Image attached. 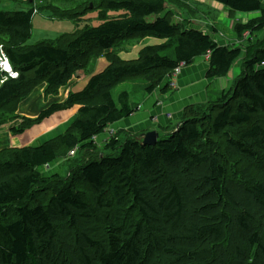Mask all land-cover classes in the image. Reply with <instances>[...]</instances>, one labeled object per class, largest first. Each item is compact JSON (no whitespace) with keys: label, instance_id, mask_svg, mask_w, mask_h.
Here are the masks:
<instances>
[{"label":"trees","instance_id":"obj_1","mask_svg":"<svg viewBox=\"0 0 264 264\" xmlns=\"http://www.w3.org/2000/svg\"><path fill=\"white\" fill-rule=\"evenodd\" d=\"M215 1L231 13L261 12L236 23L240 38L264 31L261 0ZM54 6L52 18L79 16ZM95 7L112 12L99 25L33 44L35 7L0 10V51L18 74L0 75V126L20 119L18 105L37 86L65 83L122 37L165 39L144 46L135 60L112 59L83 90L12 125L20 134L79 107L61 135L0 149V264H264V37L249 40L246 50L222 45L163 15L167 0H107L88 9ZM206 55L208 79L227 76L244 57L232 89L206 102V120L188 109L176 131L156 144L113 130L98 150L95 138L107 137L109 127L138 108L127 90L115 96L118 84L148 79V92L157 86L168 92L175 69ZM241 160L246 167L239 168ZM55 161L64 172L46 176L42 170Z\"/></svg>","mask_w":264,"mask_h":264},{"label":"rangeland","instance_id":"obj_2","mask_svg":"<svg viewBox=\"0 0 264 264\" xmlns=\"http://www.w3.org/2000/svg\"><path fill=\"white\" fill-rule=\"evenodd\" d=\"M49 1L53 2V4L50 7H48V5L50 4ZM89 1L90 0H70V1H66V0H0V10H28L30 8H33V6L35 7L36 12H35V15H34L33 21H32L33 22L32 37L28 41V44H33V43H36L38 41L45 40V39H53V38L55 39L56 37H58L60 35L71 33V32H73V30H75L77 28L83 29L86 25H88V26L99 25L105 17H107L111 14L112 11L108 12V11L104 10L103 7H100V8L95 7V8H89L88 9V7H90L92 5H98V4L101 5L103 2H105L107 0H94L93 3H95V4H92V2H89ZM42 3L44 5L43 9L40 8L41 6H43ZM46 4H47V6H46ZM54 5H56V6L60 5L61 7L65 8V9H70V13H72V16H76L78 14H79V16L75 17L74 19H72V18L71 19H53V18H50L49 13H51V11H48V9H53L55 7ZM203 5L204 4L201 2V0H167V9L163 13V15H165V14L168 15L173 22L178 23L179 25H184L186 23L191 22V23H194V25H193L194 27L199 26V28H201L202 30L206 29L208 31L211 29H207L206 25L207 24L211 25L210 20L212 18L215 19L216 23L219 25L221 23V21H219V19L223 18L224 14H222L221 16H219V15L215 16L211 12V8H208V6L205 7ZM86 9H87V11H85ZM51 15L53 16V14H51ZM232 15H234V14H232ZM150 19L154 20V17L152 16V17H150ZM222 31L225 33V37L237 38V34H236L235 30H232V28L230 26L227 27V25L226 26L222 25ZM126 37L127 36L122 37L118 41V43L115 45V47L113 48V53L117 52L119 54L118 60H131V57H132V60H135L138 58L139 52L144 46L151 45V44L157 45V44H161V43L165 42V39H160V38H156L153 36L136 37V38L135 37L126 38ZM254 37H255L254 42H257L258 40H260L264 37V31L261 33L260 32L256 33L254 35ZM152 39H157L159 41L154 42ZM0 52H1L0 56L2 57V59L0 57V71H2V73L0 72V75L2 76V75H5L4 73H8V75L11 76V74L9 72H7L6 69L3 67L4 66V59H5L3 49H1ZM120 54H122L126 58H122V56ZM202 60H200V61H202ZM110 63L111 62L109 61V58H106V60L103 59V62L96 67H94L93 64H91L88 67L87 73L89 74L91 72L90 70H94L93 72H95V74L100 73L103 70H105ZM237 69H239V68H237ZM13 72L17 73L14 69H13ZM30 75H32V74H30ZM17 76H18V74H17ZM175 76H177V75H175ZM237 76H239V75H237ZM235 77H236V75H235ZM201 80L198 81V84L200 86L202 85ZM219 82H220V80H219ZM217 83H215V88H214L213 92L209 93V96H208L209 98H213V99L217 98L222 93V92H219L218 90H222L225 86H227L224 89V91H227L228 88L232 89V87L234 85V84H232L231 87H228L227 82H220L219 84H217ZM149 84H150V80H148V79L131 78V79H128L127 83L123 82V83L118 84L114 88V94L116 96V94L119 91H122L125 88L130 87L133 90L134 100L136 102L147 101V104H145L147 107L145 109V112L149 113V116L147 114V119H149V118H151L150 115L154 114V110L157 107H164L163 101L165 100V98L163 96L164 90L162 89V86H157L152 92H148L147 87ZM186 88H189V86H181V88L179 86L177 88V90H175L176 94H174L172 97H170L169 100H165V102L170 101L171 99L174 100L173 105L169 108V110H168L169 112L165 111L163 113L165 115L164 117L159 116L160 120L158 118H156L157 119V125L151 126V127H155V128L159 129L161 138H166L168 135H171L176 131V128H177L176 123L178 121H181V120L184 121V118L187 117L185 115L187 114L188 109H195L194 113H193L194 116L200 120H203V121L206 120L201 116L203 111L208 109L207 108L208 104L206 103L207 99L205 100V98H202L200 95V93L204 90V87H202V89H200L201 91L198 90L197 88H189V90L195 89V90H193L192 96H190L187 93V90H185ZM39 89H41V85L37 86L28 97H30L35 91H37ZM180 89H183L182 92ZM168 90H170V88H168ZM153 96H155V97H153ZM188 97H190V99ZM195 97H196V99H195ZM185 98L187 99V102H190V103H188V105L185 104L187 102H183V99H185ZM209 98H208V100H209ZM193 100L194 101L197 100V102H192ZM181 103H184V104H181ZM152 104H154V105H152ZM260 117L262 119H264V114H261ZM152 118L155 119V116H153ZM178 123L180 124V122H178ZM13 124H15L14 126L18 125L17 121H14ZM32 125H30L27 128V130H29L30 128H32L34 126V125L33 126ZM38 130H41L40 127H38ZM1 133H3V132L1 131ZM116 134H118L123 139L126 136V132L124 130H122V131L118 130L116 132ZM7 137L8 138L4 137V134H2V136L0 137V149L4 148V147L16 148V146L21 147V146H24L25 144H27V143H24L23 145H21V143H19V141L14 142L12 140V138H9V136H7ZM215 139L217 141L221 140V138H219V137H217ZM103 145H104V143L99 142L97 145L98 150H100V149L102 150ZM117 152H119V151H117ZM94 154H95L94 151L93 152H85L84 154L81 153L79 155V160L92 158L94 156ZM74 157L76 159L77 156H74ZM240 162L241 163L239 164V168L246 167V161L245 160H241ZM228 167H230L229 163H228ZM61 168H59V167L56 169L52 168L48 171H47V168H44L42 170V172L45 173L46 176H49V173H51L50 175H52L55 172L59 171ZM61 171L64 172V169H61L60 172ZM254 173H256V171H254ZM40 196L46 198V195H40Z\"/></svg>","mask_w":264,"mask_h":264},{"label":"crops","instance_id":"obj_3","mask_svg":"<svg viewBox=\"0 0 264 264\" xmlns=\"http://www.w3.org/2000/svg\"><path fill=\"white\" fill-rule=\"evenodd\" d=\"M70 1V0H66ZM264 5V0H261ZM201 2L204 4L203 6L208 8H211V12L217 16H221L224 14L223 18H220L219 21L221 23L218 25L216 23L215 19H211V25H206L207 29L211 30H203L205 33L210 34L217 42H219L222 45H230V46H241L243 50L247 48L249 40H255L254 35H249L248 32L244 34V37L240 38L235 30V25L237 22L246 23L250 19L259 17L261 15L260 11H254V12H248V13H231L228 8H226L223 4L219 3L215 0H201ZM45 11V10H44ZM234 14V15H232ZM235 16V17H234ZM49 17H51V13H49ZM56 19V18H53ZM189 24V25H188ZM194 23H186L187 27H193V28H199V26L194 27ZM222 25H227L232 28V30H235L237 34V38H231V37H225V33L222 31ZM202 30V29H201ZM210 31V32H209ZM263 32V31H262ZM261 33V32H260ZM46 40V39H45ZM154 42H157L159 40L152 39ZM42 41V40H41ZM154 45V44H151ZM156 45V44H155ZM115 47V46H114ZM113 47V48H114ZM113 48L110 50L103 51L100 54H95L90 59L89 63L84 68H79L75 70L73 75L63 84L57 86V87H49L46 83L41 84V89L35 91L30 97L24 99L19 105L17 109V113L20 115V119L17 121V124L24 121L22 118H36L39 114V112L44 109L45 107L49 106L51 103H58L63 102L67 99L70 93L81 91L85 88L86 84L88 83L90 77L95 74L93 72L94 70H90L91 72L88 74V67L93 64L94 67L98 66L103 62V59L106 60V58H109V61L111 62L114 58H119V54L113 53ZM122 58L124 57L122 54H120ZM243 58L242 57L239 61L234 64L231 71L227 74V76L221 77V78H214V79H208L207 78V71L209 69V56H202L194 60V62L190 65H185L181 72L177 75L172 77V86L170 85L168 92H163V96L165 100H169L170 97H172L174 94H176L175 90L180 86H189V88H197L198 90L202 89L204 87V90L200 93L202 98L207 99L210 92H213L215 88V83L219 84L220 82H227L228 87H231L232 84L235 83V78H237V75H241L243 73ZM132 59V57H131ZM203 59V60H202ZM202 60V61H200ZM94 62V63H93ZM98 62V63H97ZM97 64V65H96ZM93 68V67H92ZM239 68V69H237ZM236 75V77H235ZM178 77V78H177ZM177 78V79H176ZM202 79V80H201ZM202 81V85L200 86L198 84V81ZM220 80V82H219ZM127 83V82H125ZM192 86V87H191ZM220 87V86H219ZM227 86H225L222 90H218L219 92H223L224 89ZM173 88V89H172ZM189 88H186L187 93L192 96L193 90H189ZM230 89V88H228ZM124 90H127L130 93L131 101L133 103H136L138 106L137 111L129 118H126L115 125H112L109 127L110 129H113L114 131H122L124 130L126 133L129 134H140V136L143 133H146L148 131L156 130L159 132L158 128L151 127L157 125V119H159V116L164 117L163 114L165 111H168L169 108L173 105L174 100L170 101H163L164 107H157L154 110V114L150 115L151 118L147 119V114L149 116V113L145 112V109L147 108L145 104H147V101L144 102H136L134 100L133 90L129 88H125ZM181 92L183 89H180ZM201 91V90H200ZM180 92V93H181ZM155 97V96H153ZM42 98V99H41ZM190 99V97H188ZM41 99V100H40ZM196 99V97H195ZM201 99V98H200ZM212 98H209L211 100ZM158 100V99H157ZM155 102V101H154ZM183 102H187V99H183ZM192 102H197V100H193ZM191 102V103H192ZM187 102L185 104L188 105ZM184 104V103H181ZM154 105V104H152ZM186 105V106H187ZM169 112V111H168ZM158 114V115H157ZM175 115V114H174ZM155 116V119L152 118ZM79 117V107L74 106L69 109L61 110L59 112L54 113L51 117L43 120L39 124H35L32 128L29 130H25L23 133L20 134H13L11 132L12 125L14 124H5L0 126V137L2 134H4V137L12 138V140L19 141L21 145H38L41 144L49 139L55 138L62 133H64L73 123L74 121ZM22 120V121H21ZM160 120V119H159ZM179 122V121H178ZM176 123L177 127L179 123ZM16 124V123H15ZM150 126V127H149ZM38 127H40L41 130H38ZM1 131L3 133H1ZM107 131L104 133L106 134ZM17 136V137H16ZM106 135H100L97 136V142L103 143ZM139 136V137H140ZM23 147V146H21ZM16 148H20L19 146ZM62 164L58 161L52 163L50 166L46 167L47 170H50L54 168L55 166H61Z\"/></svg>","mask_w":264,"mask_h":264},{"label":"water","instance_id":"obj_4","mask_svg":"<svg viewBox=\"0 0 264 264\" xmlns=\"http://www.w3.org/2000/svg\"><path fill=\"white\" fill-rule=\"evenodd\" d=\"M3 67L6 69L7 72L11 74L13 73V69L9 60L7 61V63L6 62L4 63ZM159 138H160V134L156 130L148 131L146 133H143L140 137H138V139L141 141L142 144H156Z\"/></svg>","mask_w":264,"mask_h":264},{"label":"built area","instance_id":"obj_5","mask_svg":"<svg viewBox=\"0 0 264 264\" xmlns=\"http://www.w3.org/2000/svg\"><path fill=\"white\" fill-rule=\"evenodd\" d=\"M5 56V54H4ZM8 61V58L5 56V59H4V63L6 62L7 63ZM185 65L182 64L180 67H178L177 69H175L172 73L173 76L175 75H178L180 72H181V69L184 67ZM11 74V73H10ZM11 76L13 77H17V73H12ZM113 135V130H110L108 133H107V137H105L104 141H106L109 137H111ZM95 141H97V138H95ZM75 151L76 150H73L71 154H75Z\"/></svg>","mask_w":264,"mask_h":264},{"label":"bare ground","instance_id":"obj_6","mask_svg":"<svg viewBox=\"0 0 264 264\" xmlns=\"http://www.w3.org/2000/svg\"><path fill=\"white\" fill-rule=\"evenodd\" d=\"M83 6V5H82Z\"/></svg>","mask_w":264,"mask_h":264}]
</instances>
